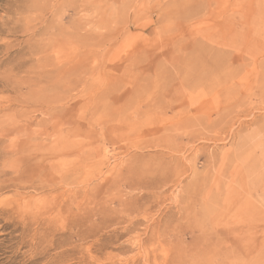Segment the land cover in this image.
Masks as SVG:
<instances>
[{
  "label": "rangeland",
  "instance_id": "rangeland-1",
  "mask_svg": "<svg viewBox=\"0 0 264 264\" xmlns=\"http://www.w3.org/2000/svg\"><path fill=\"white\" fill-rule=\"evenodd\" d=\"M263 1L0 0V208L55 197L79 219L158 224L167 264H264ZM49 154L65 185L41 187ZM13 220L0 217V264L88 257L90 239L41 245V228ZM128 250L98 255L127 264Z\"/></svg>",
  "mask_w": 264,
  "mask_h": 264
},
{
  "label": "bare ground",
  "instance_id": "bare-ground-1",
  "mask_svg": "<svg viewBox=\"0 0 264 264\" xmlns=\"http://www.w3.org/2000/svg\"><path fill=\"white\" fill-rule=\"evenodd\" d=\"M252 1V0H251ZM237 2V1H236ZM240 2V0H239ZM264 2V1H263ZM264 7V6H263ZM262 8V7H261ZM260 9V8H259ZM264 9V8H263ZM261 11V10H260ZM253 14V13H252ZM250 15V14H249ZM248 17V15H247ZM252 17V16H251ZM239 18V17H238ZM249 18V17H248ZM247 18V19H248ZM254 18V17H253ZM249 20V19H248ZM249 24V23H248ZM247 25V24H245ZM247 28V27H246ZM252 28V27H251ZM252 31V29H251ZM252 33V32H251ZM249 34V33H248ZM232 36V35H231ZM230 37V36H229ZM244 38V37H243ZM248 38V37H247ZM232 39V38H231ZM234 39V38H233ZM250 43V42H248ZM248 43H247V46H248ZM202 65V63H200ZM205 64V63H204ZM207 64V63H206ZM250 65V64H249ZM253 65V64H252ZM245 66V65H244ZM247 66V65H246ZM251 66V65H250ZM254 67V65H253ZM200 71V70H199ZM244 71V70H243ZM248 71V70H247ZM258 72H260L259 70H257ZM194 72V71H193ZM222 72V71H221ZM189 73V72H188ZM209 73V72H208ZM257 73V72H255ZM204 74V73H203ZM218 74V73H217ZM205 75V74H204ZM223 75V74H222ZM225 75V73H224ZM255 75V74H254ZM190 76V75H189ZM202 78L204 77L203 75H201ZM200 76V77H201ZM206 76V75H205ZM220 76V75H219ZM218 76V77H219ZM260 76V74L258 75ZM196 78V77H195ZM255 78V76H254ZM257 79H261L260 77H256ZM206 79V78H205ZM202 80V79H200ZM204 80V79H203ZM197 81V79H196ZM195 81V82H196ZM251 81H254V80H251ZM257 81V80H255ZM260 81V80H258ZM257 81V82H258ZM197 84V83H196ZM257 86V84H255ZM254 86V87H256ZM257 88H260V87H257ZM255 89V88H254ZM235 90V89H234ZM237 90V89H236ZM239 90V89H238ZM263 92V91H262ZM254 94V93H253ZM262 96V95H260ZM264 96V95H263ZM264 106V105H263ZM214 121V120H213ZM220 122H227V121H224V120H220V121H217L215 122L214 121V127L217 126V128H219L218 126H220V128H226L225 126L226 125H222ZM47 123V122H46ZM49 123V122H48ZM208 123H210L209 119H208ZM211 124V123H210ZM44 126V125H43ZM46 128H47V131L48 133L50 132V130H55L56 128L59 129L58 127V123L54 122H50V124H46L45 125ZM48 126V127H47ZM212 127V125H210ZM213 127V128H214ZM62 128V127H61ZM216 129V128H215ZM215 129H214V132H215ZM222 130V129H221ZM219 130V132L221 131ZM57 131V130H55ZM217 131V130H216ZM226 131V130H225ZM218 132V131H217ZM44 133V132H43ZM47 133V135H48ZM55 133V132H54ZM213 133V132H212ZM51 133H49L48 136H50ZM219 134V133H218ZM212 135V134H211ZM215 135V134H213ZM212 135V136H213ZM41 136V135H40ZM52 136V134H51ZM216 136V135H215ZM214 136V137H215ZM218 136V135H217ZM216 136V137H217ZM45 138V137H44ZM38 139V138H37ZM48 140V138H46ZM50 139V138H49ZM44 140V139H43ZM58 146V145H57ZM40 147V146H39ZM38 150H36L35 152L37 153H42V154H46L48 152H46V150H48L47 148H42V150H40L38 147H37ZM45 149V150H44ZM63 149V148H62ZM64 150V149H63ZM50 153V152H49ZM52 153H54L52 151ZM60 153V152H58ZM9 154V153H8ZM13 154V153H12ZM64 154H67L66 151H62L59 155V157L57 156L56 158H63ZM228 154V153H227ZM227 154H226V157H227ZM230 154V153H229ZM50 155V154H49ZM54 155V154H53ZM57 155V154H55ZM68 155V154H67ZM7 155H5L6 157ZM38 156V155H36ZM45 156V155H44ZM230 155H228L229 157ZM35 156L31 155V154H26L24 153L23 154V157H21V159H23L27 164H30L32 165V159L34 158ZM226 157H224L223 159H226ZM227 157V160H229V158ZM46 158V157H44ZM43 158V159H44ZM53 158L54 156L50 155L49 159L47 161H49L50 163H48V165L46 166H42L41 165H38L36 168L37 169H40L41 172L43 173V171H46L48 172V176L46 175L44 178H41V182H44V184H42L40 182V185L41 187H45V186H50V185H54V183H61V184H66L67 181H70L68 178L71 176V175H66L67 171H61L62 167H63V170L67 169L65 167L64 169V164L65 161H61L62 165L58 162L57 164L53 161ZM57 160V159H56ZM63 160V159H62ZM65 160V159H64ZM77 160V159H76ZM226 160V161H227ZM60 161V160H59ZM84 162V161H83ZM229 162V161H228ZM39 163V162H38ZM44 163H46V161H44ZM74 163V162H71V164ZM81 163V162H80ZM47 164V163H46ZM68 164V163H66ZM65 164V166H66ZM83 164V163H82ZM36 165V164H35ZM55 168H60L61 170L58 171L57 169ZM57 170L59 173H54L55 170ZM68 170V169H67ZM70 170V169H69ZM5 171V170H4ZM7 172V171H6ZM9 172V171H8ZM11 172V171H10ZM70 173V172H69ZM68 173V174H69ZM1 174V173H0ZM54 174H58L57 176H54ZM81 174V173H80ZM41 175V174H40ZM45 175V174H44ZM41 177V176H40ZM72 177V176H71ZM74 179V178H73ZM37 181V180H36ZM56 181V182H55ZM77 182V181H76ZM13 183V182H12ZM46 183V184H45ZM79 183V182H78ZM9 184V182H8ZM71 184V183H70ZM74 184V183H73ZM5 184H3V186H5ZM56 185V184H55ZM13 186V185H12ZM30 186V185H29ZM70 186V185H69ZM40 187V188H41ZM28 188V187H27ZM38 188V187H37ZM59 189V188H58ZM70 191V190H69ZM79 191V190H78ZM219 191V190H218ZM72 192V191H71ZM73 193V192H72ZM132 194V193H131ZM77 195V194H76ZM78 196V195H77ZM55 198V197H53ZM50 201V203L48 204L49 206L48 207H45L43 208V210H41L39 208V210L37 212H32V210L30 211H19L18 212V206H10L9 208L8 207H5V208H0V217L6 219L7 221H9V223H11L13 220V218L15 216H18L21 218L23 224H22V229H25L27 227L33 224L37 225V228H41L42 229V232L39 234L41 236V238H39V242L41 243H38V244H43V243H48L50 245H55V244H58L60 245L61 244V247L62 246H67V245H72L73 241L72 240H75V241H79V242H83L87 239H90L91 242L89 243L88 247H81L83 249H85L89 254H88V257H85V255H79V256H76V251H74L73 249V253L74 255H72L73 253L70 252V249L68 248H64V250L60 253V256H59V259L62 258L61 261L65 262V264H67L66 262L68 260H74L72 263H69V264H106L109 262L110 264V255L108 257H101L98 255V253H101L103 250L107 249L108 247H113V248H116V249H119V250H123L125 249L126 251L129 249L131 251H134V250H137L136 254L132 255L131 256H128L129 258L127 259L126 257V262H128L127 264H151L152 262L155 263V264H167V256L165 257V250H166V247H165V250H164V247L163 245L165 244L164 243V238H163V235L160 231V226L157 224L156 226H153V223H148V220H143L142 222H140L139 219L135 218V217H131L129 218L127 221L124 222V224L122 226H118V224L121 222H116L114 221L113 219H109V220H105L103 219L101 222H98V223H95L96 222V219H93L94 216H97V212L96 213H92V214H89L88 217H84V219H79L80 217H78V215H73L71 216V214H67L65 215V212L67 211V205L65 204V201H59L57 199H53ZM3 199V198H2ZM12 199V198H11ZM42 199V198H41ZM50 199V197H49ZM223 199V198H222ZM21 200V199H20ZM211 200V199H210ZM221 200V199H219ZM227 200V199H226ZM236 201V200H235ZM264 201V200H262ZM6 202H9V201H6ZM16 202H19V199L16 201ZM208 203V202H207ZM2 204V203H1ZM19 204V203H18ZM209 204V203H208ZM7 205V203H6ZM10 205V204H9ZM17 205V204H16ZM212 205V204H211ZM82 206V205H81ZM221 206V204H220ZM121 207H122V210L124 211H131L132 212H135L137 211V206H134V204L132 203H129V202H125L123 201L121 203ZM210 207V206H209ZM70 208V207H69ZM31 209V208H30ZM83 209V208H82ZM56 211V215H54V217H49V218H46V216L44 217L43 215L45 214H48V212L50 211ZM91 210V209H90ZM218 210V209H217ZM83 211V210H82ZM90 213V212H88ZM99 213V212H98ZM74 214H76L74 212ZM101 214V213H100ZM214 214V213H213ZM227 214V213H225ZM88 215V214H87ZM99 215V214H98ZM127 215V213H126ZM106 216V215H105ZM227 216V215H226ZM225 216V217H226ZM78 217V218H77ZM82 217V218H83ZM109 217V216H108ZM111 217V216H110ZM213 217V216H212ZM57 224V222L59 224ZM8 223V224H9ZM121 224V223H120ZM10 225V224H9ZM138 225H143L145 228H144V231L143 233H137V235L135 237H128L127 240L123 241L121 240L122 237H124L126 234H128L129 232L131 233V231H135L138 229ZM96 226H98V229L96 230ZM103 227L100 228V227ZM3 227L7 228L8 225H3ZM43 227V228H42ZM178 228V227H177ZM30 230V229H29ZM143 230V229H142ZM41 231V230H39ZM39 233V232H37ZM28 234V233H27ZM32 234V233H31ZM174 234V233H173ZM58 235H60V237H57ZM32 236V235H30ZM173 237V236H172ZM58 238H62L63 239V242L62 240L60 241ZM32 239V238H31ZM29 240V239H28ZM72 242V243H71ZM151 243V244H150ZM37 244V243H36ZM76 244V243H75ZM70 245V246H71ZM74 245V244H73ZM149 245V246H148ZM19 246V245H18ZM36 246V245H35ZM81 246V244H80ZM148 246V247H147ZM46 247H48V245H46ZM127 248V249H126ZM76 250L80 249V248H75ZM71 250V251H72ZM128 250V252H129ZM216 250V249H215ZM234 250V249H232ZM236 250V249H235ZM80 251V250H79ZM77 251V252H79ZM82 251V250H81ZM94 252V254L91 252ZM126 251H123V252H126ZM221 251V250H220ZM227 251V250H226ZM229 251V250H228ZM237 251V250H236ZM243 251V250H241ZM69 252L71 253L69 255ZM96 252V253H95ZM166 252H168L166 250ZM178 252V251H177ZM176 252V253H177ZM76 253V254H75ZM84 253V250L83 252ZM86 253V252H85ZM165 253V254H164ZM180 253V252H179ZM178 253V254H179ZM226 253V252H225ZM243 253V252H242ZM79 254V253H78ZM175 254V253H174ZM238 255L241 254V253H237ZM72 255V256H71ZM172 253H171V258L169 259H173L175 260L176 258H174L175 256L176 257H179V255H173L174 257H172ZM213 255V254H212ZM223 255V253H222ZM228 255V254H227ZM224 256L223 259H220V260H225L227 257ZM231 255V254H230ZM235 255V254H234ZM234 255H233V258L234 259ZM246 255V254H245ZM106 256V255H105ZM170 256V255H169ZM214 256V255H213ZM229 256V255H228ZM67 257V258H66ZM72 257V258H70ZM131 257V258H130ZM236 257H239V256H236ZM241 257V256H240ZM112 258V257H111ZM115 258V257H114ZM214 258V257H212ZM222 258V257H221ZM231 258V256H230ZM109 259V261L107 262V260ZM168 259V260H169ZM178 259V258H177ZM181 259V258H180ZM178 259V260H180ZM229 259V258H228ZM231 259V260H232ZM114 260V259H112ZM116 260V259H115ZM171 261L172 263H175V261ZM227 260V259H226ZM230 260V259H229ZM235 260V259H234ZM238 260V259H237ZM236 260V261H237ZM241 260V259H240ZM121 261V260H120ZM213 261V259H212ZM216 261V260H215ZM59 262V261H58ZM170 262V263H171ZM179 262V261H177ZM239 262V261H238ZM60 263V262H59ZM115 264V261L113 262ZM117 263V262H116ZM123 263V262H121ZM125 263V262H124ZM169 263V262H168ZM242 263V262H241ZM240 263V264H241ZM51 264V263H50ZM56 264V263H55ZM63 264V263H62ZM126 264V263H125ZM220 264V263H219ZM223 264V263H221ZM226 264V263H225ZM233 264V263H232Z\"/></svg>",
  "mask_w": 264,
  "mask_h": 264
}]
</instances>
